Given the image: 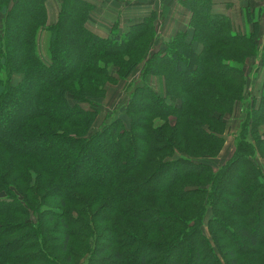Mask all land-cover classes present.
I'll return each instance as SVG.
<instances>
[{
  "label": "trees",
  "instance_id": "trees-1",
  "mask_svg": "<svg viewBox=\"0 0 264 264\" xmlns=\"http://www.w3.org/2000/svg\"><path fill=\"white\" fill-rule=\"evenodd\" d=\"M46 2L0 0V193L7 198L0 200V264H61L49 252L43 235L45 224L55 220L64 228L61 251L73 237L83 243L104 225L105 232L112 233L94 254L102 256L112 246L118 251L106 263L93 254L94 261L86 264H221L215 252L223 249L221 239L237 254L264 264V186L251 160L255 149L264 158V134L259 135L264 125V89L257 105L246 102L249 112L236 134L233 156L217 173L191 157L196 149L193 140L199 138L213 143L212 149L219 152L218 131L243 96L240 65L256 53V33L234 34L229 18L211 13L210 0L184 1L194 7L193 39L203 45V53L195 54L185 37L181 40L189 51L167 45L162 56L153 52L142 73V86L127 106L129 130L114 121L88 136L98 111L86 110L82 104H90L93 93L104 97L105 84L114 81L110 66L120 77L132 70L122 58L149 31L152 17L133 24L127 33H119L114 25L110 36L101 38L85 27L90 5L63 0L57 21L48 28L49 62L44 63L36 42L47 23ZM25 9L29 12L21 20ZM69 14L78 34L76 44H70L80 53L66 66L64 50L72 46L63 39L64 47L60 39ZM184 58L189 59L186 72L195 78L179 87L174 79L179 82L176 76ZM262 61L264 65V55ZM167 73L173 77L165 82L166 93H155L148 76ZM14 75L21 76L16 84ZM174 88L179 91V106ZM26 105L28 109L22 111ZM170 116L173 125L153 124ZM175 151L184 157L166 160ZM90 159L105 176L83 174L77 181L79 163L87 174ZM163 174L168 176L165 182L156 184ZM229 185L231 192L226 189ZM208 206L213 212L209 227L223 234L220 239L211 232L212 242L201 231ZM31 210L36 221L43 217L44 222H30ZM258 217L259 237L252 228ZM235 237L245 240V250L233 245Z\"/></svg>",
  "mask_w": 264,
  "mask_h": 264
},
{
  "label": "rangeland",
  "instance_id": "rangeland-1",
  "mask_svg": "<svg viewBox=\"0 0 264 264\" xmlns=\"http://www.w3.org/2000/svg\"><path fill=\"white\" fill-rule=\"evenodd\" d=\"M82 1L88 3L91 6V8L89 9L86 21H85V27H86V22H87L88 16L93 6L92 4H90L89 2L85 0H82ZM129 1H135V0H129ZM150 1L152 3H157L156 9L159 12L158 14L155 13L153 16H151L152 21L150 22L149 31L145 34L142 40L138 43L134 51H132V53L125 54V58L124 56L122 58L124 59V61L131 63L129 67H131L132 70L128 74L125 71L127 75L125 74L124 76L125 78H124V77L119 76L116 67L110 66L109 73L111 77L114 78V81H109L105 84L104 97L103 98L97 97L99 95L93 93L92 97L94 98H92L90 104H87V103L82 104V107L86 110L94 111L96 109L98 111L97 115H95L93 124L88 132V136L101 130L103 127L110 125L114 121H120L123 125L122 127L129 130L130 122L132 120L130 118L131 116L127 115V106L135 90L142 86V81H143L142 73H143L145 65L147 64L148 58L152 55L153 52L159 51L157 53H159L162 56L166 50V49L164 50V47L167 45H170L169 49L173 47L176 51L177 50L189 51L188 48L184 47V42H187V38H190V35L187 33V31H180L176 35L173 34L172 36H170L169 39L167 37L168 34L166 33V30H165L167 28V27L165 28V23H167V26H168L169 20L175 16L176 14L175 9L177 7L175 3L170 4L171 13L168 14V8L167 6H165L166 0H150ZM180 5H181V8L184 9V11H186L188 15L187 16L188 18L187 27L190 29V33H191V49L195 52V54L200 55L203 53L204 47L202 44H199L196 40L193 39L194 29L192 28V25H191L193 15H194V10H193L194 7L192 5H191L192 7H189L185 5L184 2H180ZM60 8H61V5H60ZM211 8H212V0H210V9ZM162 10L164 13L163 16L160 15ZM28 12H29L28 9H25L22 12L21 17H20L21 20L27 17ZM59 12L57 14L56 21L59 17ZM242 15H243V19L245 20L244 23L246 25L244 26V28L247 27L249 32L248 33H242V31L240 33L236 32V25L229 19L230 30L233 31L234 34L240 35L242 37L250 36L256 33L255 44L257 47L256 53L254 52V54L247 56L245 60L243 61V63L240 65L243 71V76H244L243 96L239 99V101H236L234 103L231 112L225 115L224 127L222 131L220 130L218 131L219 138H221L220 141L222 144L220 146L221 148H219L220 150H218L219 152L217 151L218 153L214 152V150L212 149L211 146L214 145L213 143L204 141L203 139L199 137H198L199 139L193 140L195 141L196 144L192 145L193 147H196V149L192 151L195 154L194 156H191L193 158V161L207 163V165L211 167L213 173H217L218 169L221 168L227 162V160H229L233 156V153L235 150L236 134L239 133L241 125L244 123L247 113L249 112V109L248 108L246 109V102L255 101L257 105L262 95L263 89H264V65L262 61L263 55H264V37H262V42H261V36H259V29H260L259 20H258L259 18L257 19V16L255 17L253 10H250L249 8H245ZM151 17H148L146 19H149ZM184 18L186 17L184 16ZM2 21L3 20L1 19L0 26L2 25ZM241 22L243 23V21ZM255 24H256V29L254 26ZM51 26L53 25L46 23L45 27L42 28L38 32V35H37V42H36L37 50H38L40 59L44 63L49 62V58H48L47 51H46V41H47V36L49 33L48 28ZM169 28H170V24H169ZM22 34H23L22 31L20 30L17 31V37H21ZM183 37H185L184 42L181 40V38ZM61 38L62 39L60 40H63V39L65 41L67 40V42L69 44L71 43L72 45H74V43L77 41L78 34L75 32V23L73 21V17L71 16V14H69L66 24L63 28V31L61 32ZM64 40L62 41L63 43L61 41L60 42L65 47ZM253 42H254V39H253ZM194 43L199 44L200 46L199 50L198 48H196V46H193ZM205 45H208V44H205ZM214 49H212L211 51H213ZM64 53H65V58H66L65 60L66 66L73 64V61L78 56L76 54L78 53V51L75 50L73 46L71 47V49L66 48V51L64 50ZM180 54L182 55V53ZM183 60H184V63L182 64V67H181L182 72L180 71V73L177 74L176 76L179 79V82L176 80V78L175 79L172 78L175 80L174 81L175 85L179 87L189 85V83L192 82L191 79L195 78L194 76L186 72V70H188L187 66L189 65V59L184 58ZM167 75L165 74L164 76L160 74V76L158 75L148 76V79H149L148 82L151 85L152 89L156 91L155 93L157 92H158L157 94L166 93L165 82H168V77L169 78L173 77L169 73H167ZM19 79H21V76L14 75L12 78V83L13 84L18 83ZM249 81L251 82V84L249 83ZM248 90L251 91V94H252L251 96H249L247 92ZM178 92L179 91L175 89V91L172 92V94H174L179 99L180 97L177 94ZM176 103L178 104V106L181 105L180 99L176 100ZM27 109H28V106L26 105L22 109V111H26ZM166 122L173 125L175 122V119L171 116L166 120L155 119L153 121V124L155 126H160L161 124L166 123ZM204 125L206 126L205 123ZM263 134H264V125H261L259 128V135L263 136ZM248 137L249 139H251L250 134L248 135ZM215 142L217 144H220L219 141L217 140ZM251 143L254 144L252 140H251ZM261 152L264 155V152L263 151ZM178 153L179 152L175 151L174 154L171 157L167 158L166 160H172V159L184 157V156H180V153L179 154ZM211 153L215 156H212V157L203 156V155H209ZM251 160H252V163H254L256 169L257 168L259 169L260 173L258 176V181L260 184L264 186V158L259 156V151L257 149L254 150V156H252ZM87 161L89 162L87 164L92 163V166L90 165V166L85 167V169L87 170V174H86L81 171L80 163H79L78 170L80 172L77 173V177H76L77 181L80 180V178L82 177L81 175L83 174L89 177L105 176L106 173L103 170L99 171L97 169V165H94L93 159H90ZM167 177L168 176H166V174H163L159 178V182H157L156 184L162 185L167 179ZM226 189L227 191H230V192L233 191V187L231 185L227 186ZM10 190L12 192H16L13 187H10ZM0 200H7V198L4 196V193H0ZM29 217H30L29 221L32 223L44 222L43 217L39 221H36L37 215L32 210L29 213ZM212 217H213V212L211 208L208 206L205 209V215L202 220L201 231L203 235H205L206 238L210 242H212L211 240H214V238L212 237V233L216 234V237L220 239L223 238V234L219 229H217V233H216L215 232L216 228L213 225L209 227L208 223H209V220L212 219ZM233 218H236V217L233 216ZM241 219L242 221H244L243 220L244 218H241ZM56 221L57 220H55L52 223L45 224L43 235L46 237V245L49 249V252L52 255H57V257H59V261L61 264H86L87 262L89 263L91 261H94L93 259H95V257L98 262L103 261L106 263L107 261L106 259H108L107 257H110V255H113L115 251H118L117 247L112 246L102 256L94 254L97 248L100 249V247L105 242H107V239H110L113 237L112 233L105 232L104 230L105 225L100 231L96 233V236L93 234V236H95V240L90 248H89V242L93 236H91V238L90 237L87 238L86 241H84L83 243H79L80 239L73 237L70 243L68 244V248L64 251H61L62 239H63L62 235H63L64 228H61L59 223H57ZM259 222H260V217H258L252 223V228L256 229L257 231L256 236L258 237L260 236V232H261ZM157 237H158V240L161 238H165L164 235L157 236ZM232 241H233V245L236 248H242L245 244L244 239L237 238V237L233 238ZM220 243L224 245L223 249L221 251H218L215 248V252L217 253L218 258L220 259L221 264H231L234 262H236L237 264H255V262L252 261V258L249 255L247 254L240 255L241 254L240 252L237 254V252L233 250L232 246H230L226 240L221 239ZM52 246L55 247L54 250L51 249ZM240 250L243 251L245 250V248H242ZM76 253L81 254V256H79L78 258V255H76V258H75L74 256ZM93 254L95 255V257ZM175 254L176 253L174 252L172 256H174ZM73 258L74 260H72ZM133 258L137 260L138 256L137 258L135 257ZM68 259H70V261Z\"/></svg>",
  "mask_w": 264,
  "mask_h": 264
},
{
  "label": "crops",
  "instance_id": "crops-1",
  "mask_svg": "<svg viewBox=\"0 0 264 264\" xmlns=\"http://www.w3.org/2000/svg\"><path fill=\"white\" fill-rule=\"evenodd\" d=\"M92 4V10L88 16L86 27L95 35L101 38H108L111 30L116 25L119 33H127L130 27L139 23L142 20L158 14L157 3H152L150 0H85ZM186 0H166L165 6L168 8V14L171 13L170 4L175 3V16L169 20L168 26L165 23V30L168 34V39L173 34L180 31H187L190 38L187 41L191 43L190 29L187 27V13L181 8L180 2ZM62 0H47V24L56 22L57 14L60 10ZM180 6V7H179ZM245 8L253 10L255 17L259 20L260 31L259 36L264 37V0H212V13L222 15L229 18L236 25V32L248 33L249 30L244 28L243 11ZM164 10V9H163ZM163 10L161 14L163 16ZM184 16L186 18H184ZM243 21V23L241 21ZM170 24V28H169ZM198 50L199 44H193ZM20 81V79H19ZM252 81V80H251ZM251 84V82L249 81ZM251 96V91H247Z\"/></svg>",
  "mask_w": 264,
  "mask_h": 264
}]
</instances>
